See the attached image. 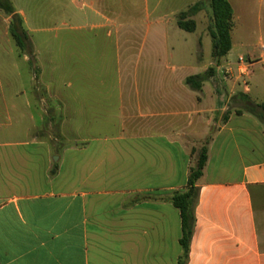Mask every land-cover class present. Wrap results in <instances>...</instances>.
Returning <instances> with one entry per match:
<instances>
[{"label":"crops","instance_id":"crops-1","mask_svg":"<svg viewBox=\"0 0 264 264\" xmlns=\"http://www.w3.org/2000/svg\"><path fill=\"white\" fill-rule=\"evenodd\" d=\"M227 1L232 20L249 25L234 36L230 30L224 61L235 76L195 89L185 78L203 70L174 74L177 67L168 72L162 59V18L174 12L162 0H48L49 19L93 32L75 38L82 60L88 39L114 31L134 58V77L83 81L58 102L22 87L0 92V264H264V72L249 69L257 80L245 86L237 64L239 56L264 63V0ZM14 9L25 26L22 9ZM55 104L66 127L62 145L54 133H40ZM204 144L184 257L170 197L186 188Z\"/></svg>","mask_w":264,"mask_h":264},{"label":"rangeland","instance_id":"rangeland-1","mask_svg":"<svg viewBox=\"0 0 264 264\" xmlns=\"http://www.w3.org/2000/svg\"><path fill=\"white\" fill-rule=\"evenodd\" d=\"M9 1L13 7L23 11L30 54L28 51L23 53L18 48L8 30L9 17L0 9V84H2L0 92L2 91L3 95L9 96L22 87L27 88L26 95L36 98H55L58 102L68 92L79 93V84L83 81L125 84L133 81L134 72L131 59L134 58L129 57V52H125L122 40L117 43L114 31L111 37H104L101 41L88 39L84 44L82 60L79 42L75 41V38L80 34L91 36L93 32L88 27L78 30L73 28L75 25L73 21L49 19L48 14L54 10L48 9V0ZM197 1L203 2L205 8L199 9L198 15L194 18L195 29L186 31L177 27L178 12ZM162 4L174 11L167 16L169 20L162 18L163 23L168 22L167 55L164 54L163 49L161 52L162 59L166 58L165 63L169 68L167 71L170 72L173 66L177 67L176 71H173L174 74L197 73L203 70L204 80L208 81V84L214 88L222 86L227 80L219 75L218 67L226 62L224 57H214L211 52V14L206 8L207 0H162ZM261 22L264 29V20ZM248 27L245 20L240 22L232 20L233 36ZM139 32L143 35L144 25H137L136 34ZM117 44L119 49H117ZM250 62L249 69L254 72V75L264 72V63L258 58H250ZM180 64L184 65L183 68L178 67ZM254 75L241 78L240 81L244 80L248 85H252L257 80ZM139 76L142 79L143 73H139ZM47 81L53 83V87L49 90L45 87ZM68 82L73 83V88H67ZM128 87L123 86L124 94L128 93ZM40 106L42 109L47 107V105ZM55 108L53 117L50 115V119L42 121L44 130L41 128L40 133H54L56 143L62 145L63 142L60 141L58 134L61 129L66 130V127L60 105L55 104ZM229 109L223 112L226 113Z\"/></svg>","mask_w":264,"mask_h":264},{"label":"trees","instance_id":"trees-1","mask_svg":"<svg viewBox=\"0 0 264 264\" xmlns=\"http://www.w3.org/2000/svg\"><path fill=\"white\" fill-rule=\"evenodd\" d=\"M205 8L203 2H195L187 11H182L177 16L176 24L179 28L186 31L195 29V21L190 15L199 9ZM211 14V52L214 57H224L231 48L230 30L232 26V9L227 0H207V7ZM0 9L9 17L8 30L21 52L28 51L29 42L26 34L24 22L19 13H17L9 0H0ZM30 54V51H28ZM207 73V72H206ZM205 79L204 74L191 75L185 78V82L192 88H199L201 82ZM264 108V103L260 105ZM207 160V149L205 144L196 150V159L190 166L186 188L180 192H174L170 201L179 210L181 218V238L180 244L183 247V256L186 257L188 243L193 227L192 206L197 195L196 182L201 176L204 165ZM180 264H184L181 261Z\"/></svg>","mask_w":264,"mask_h":264},{"label":"built area","instance_id":"built-area-1","mask_svg":"<svg viewBox=\"0 0 264 264\" xmlns=\"http://www.w3.org/2000/svg\"><path fill=\"white\" fill-rule=\"evenodd\" d=\"M261 51L264 56V45L261 46ZM264 58V57H263ZM237 64L238 66V76L241 78H246L249 73V66L251 64L250 58H246L244 56H239L237 58ZM218 73L219 75L225 79V80H230L235 76V73L230 65V63L226 62V64L221 65L218 67ZM243 84L246 86L247 83L243 80Z\"/></svg>","mask_w":264,"mask_h":264}]
</instances>
